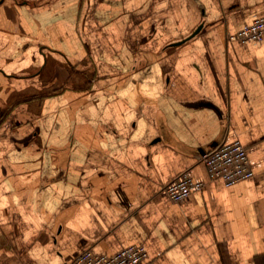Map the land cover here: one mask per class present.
Listing matches in <instances>:
<instances>
[{"label":"crops","instance_id":"obj_1","mask_svg":"<svg viewBox=\"0 0 264 264\" xmlns=\"http://www.w3.org/2000/svg\"><path fill=\"white\" fill-rule=\"evenodd\" d=\"M264 0H0V264L141 243L146 264H264ZM197 30V31H196ZM239 138L227 186L199 155ZM203 181L181 201L162 187Z\"/></svg>","mask_w":264,"mask_h":264},{"label":"built area","instance_id":"obj_2","mask_svg":"<svg viewBox=\"0 0 264 264\" xmlns=\"http://www.w3.org/2000/svg\"><path fill=\"white\" fill-rule=\"evenodd\" d=\"M263 38L264 12L237 31L228 34L229 40L240 43L260 42ZM199 159L206 166L211 179L220 178L227 186L250 178L254 174L247 149L239 138L222 139L213 147L204 150ZM204 184L203 181L195 179L188 170H184L167 182L162 189L171 200L181 201L191 193L202 190ZM147 258L148 250L145 245L131 243L111 254L97 253L92 248H86L68 264H146Z\"/></svg>","mask_w":264,"mask_h":264},{"label":"water","instance_id":"obj_3","mask_svg":"<svg viewBox=\"0 0 264 264\" xmlns=\"http://www.w3.org/2000/svg\"><path fill=\"white\" fill-rule=\"evenodd\" d=\"M197 31V30H196Z\"/></svg>","mask_w":264,"mask_h":264}]
</instances>
